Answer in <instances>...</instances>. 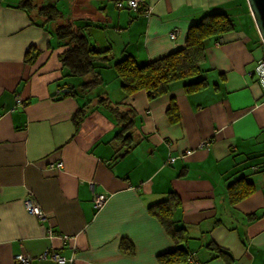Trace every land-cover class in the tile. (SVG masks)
<instances>
[{"label":"crops","instance_id":"1","mask_svg":"<svg viewBox=\"0 0 264 264\" xmlns=\"http://www.w3.org/2000/svg\"><path fill=\"white\" fill-rule=\"evenodd\" d=\"M40 1L56 5L66 21L100 25L86 29L89 42L138 64L182 48L189 27L206 14L225 12L236 29L219 45L209 41L207 85L195 93L175 83L155 101L145 92L125 99L114 71H101L110 100L137 115L135 146L114 161L120 126L94 109L74 127L81 101L52 100L66 74L58 59L64 47L30 24L20 0H0V264H16L17 254L31 264H159L175 245L148 209L170 192L180 199L173 219L187 231L194 262L227 264L207 247L215 245L230 264H264V96L251 74L263 52L245 0H145L142 13L118 9L120 0ZM31 47L40 53L26 63ZM172 97L180 115L174 125L166 118ZM58 161L62 168H52ZM233 183L251 193L232 206ZM95 195L107 199L100 211L92 207ZM28 199L43 219L26 212ZM122 239L132 254L122 252Z\"/></svg>","mask_w":264,"mask_h":264},{"label":"trees","instance_id":"2","mask_svg":"<svg viewBox=\"0 0 264 264\" xmlns=\"http://www.w3.org/2000/svg\"><path fill=\"white\" fill-rule=\"evenodd\" d=\"M123 1L127 0L117 1L115 6L118 9L129 10ZM119 3L121 6H117ZM146 4L145 0H139L138 13L147 11ZM17 9L26 13L32 26L48 32L61 43L60 47H64L58 59L66 74L57 84L58 92L52 95V100L60 102L72 98L81 101L72 115L74 127L77 128L94 109L104 112L116 122V125L120 126L119 131L112 138V141L118 145L113 156L114 161L130 153L135 146L130 130L136 125L137 115L132 107L110 100L104 90L101 71L105 69L114 71L125 99L136 93L145 92L150 101H155L168 95L175 83H182L185 93H195L207 85L206 71L202 65L206 59V46L209 41L217 43L224 34L236 29L234 20L227 13L217 11L206 14L189 27L182 48L158 60L138 64L132 56L128 55L114 59L111 48L97 50L89 42L85 31L90 26L91 28L101 26L90 21H66L64 14L53 3H44L40 0H20ZM49 25L56 26L53 32L49 30ZM259 47L264 56L261 43ZM39 53L40 51L34 47L29 48L25 62L32 63ZM64 89L69 91L63 93ZM85 96L88 102L82 103ZM22 104V100L20 103L16 102V105ZM90 105L94 106L89 108ZM166 118L172 125L179 121L180 115L174 97L170 98ZM235 183L228 186L229 202L232 206L251 193V189L245 187L239 190V186H235ZM180 203L178 196L170 192L164 200L154 203L148 209L175 245L173 251L157 257L159 264H185L189 256L193 258V254L187 249L189 241L187 231L175 226L173 219V214L179 208ZM248 218L253 220L255 215L248 216ZM207 247L227 264L232 262L231 256L225 250L215 245ZM120 248L124 254L133 253V245L128 240L122 239Z\"/></svg>","mask_w":264,"mask_h":264},{"label":"built area","instance_id":"3","mask_svg":"<svg viewBox=\"0 0 264 264\" xmlns=\"http://www.w3.org/2000/svg\"><path fill=\"white\" fill-rule=\"evenodd\" d=\"M127 2H128V5L130 7H132L133 9L137 8L138 4H139V0H127ZM117 6H121V4L119 3V4H117ZM170 38L173 39L174 35L171 34ZM254 72H255L256 77L258 78L260 87L264 93V57L257 62V65L255 67ZM20 101L21 100L19 98H18V100H16L17 103H20ZM189 153H190V151H189ZM173 161H174V159H171L170 163H172ZM59 163H60V165L58 166ZM55 167H57V168L62 167V163L58 162L57 164H55ZM102 198H103V196H97L94 198L93 202H95L94 207L96 208V210L101 208L100 204L103 203ZM25 209L34 215L36 214L37 217L43 218V214L40 212V210L37 208V206L29 199L26 200V202H25ZM45 257H47L46 253H44V255H41L39 258L42 259ZM51 258L58 261V262L65 261V258L60 257L58 255H54V254L51 255ZM187 261L191 262L193 264H199L197 262H194L193 258H191L190 256H189V258H187ZM14 262L16 264H31V258H29L28 256H26L24 254H17L14 256Z\"/></svg>","mask_w":264,"mask_h":264},{"label":"water","instance_id":"4","mask_svg":"<svg viewBox=\"0 0 264 264\" xmlns=\"http://www.w3.org/2000/svg\"><path fill=\"white\" fill-rule=\"evenodd\" d=\"M247 2L257 33L264 46V0H247ZM68 91V89H64L62 92Z\"/></svg>","mask_w":264,"mask_h":264},{"label":"bare ground","instance_id":"5","mask_svg":"<svg viewBox=\"0 0 264 264\" xmlns=\"http://www.w3.org/2000/svg\"><path fill=\"white\" fill-rule=\"evenodd\" d=\"M123 2H125V4L128 6V8H129V10H131V11H134V12H136V13H138V7L137 8H135V9H133L132 7H130L129 5H128V2L127 1H123ZM245 2H246V4H247V6H248V2H247V0H245ZM146 8H147V11L146 12H148V9H149V7H148V4H146ZM248 10H249V7H248ZM249 13H250V15H251V12H250V10H249ZM210 14V13H209ZM251 18H252V15H251ZM252 20H253V18H252ZM254 22V21H253ZM195 24V23H194ZM255 25V24H254ZM256 28V27H255ZM171 34H173L174 35V38L173 39H175V37H176V32H172V33H170V35ZM258 38H259V35H258ZM259 41H260V43H261V40H260V38H259ZM221 43V40H219L218 42H217V44L219 45ZM262 44V43H261ZM259 48H261V47H259ZM262 48H264V46L262 45ZM264 56L262 55V57L260 58V59H262ZM260 59H258L257 61H256V63H255V65H254V69H253V71H252V73L251 74H253L255 77H256V75H255V72H254V70H255V67H256V65H257V62L260 60ZM256 80H257V83H258V85L260 86V84H259V81H258V78L256 77ZM261 88V87H260ZM261 92H262V96H264V93H263V91H262V89H261ZM189 151L190 150H187L186 151V153L185 154H188L189 153ZM190 153H191V151H190ZM189 153V154H190ZM61 162V161H60ZM55 164H57V163H55ZM55 164L54 165H51V167L52 168H57V167H55ZM60 165V163L58 164V166ZM63 166V165H62ZM60 168H62V167H60ZM57 169H59V168H57ZM97 196H102V195H95L94 196V198L95 197H97ZM94 198H93V201H94ZM106 201H107V199L106 198H102V202L103 203H101L100 204V207L101 208H99V209H97L98 211H100L104 206H105V203H106ZM26 202V201H25ZM25 202H24V206H25ZM37 206V205H36ZM37 208L40 210V212L43 214V217H45V214H44V212L37 206ZM188 262V261H187ZM189 263H191V262H189ZM193 264V263H192Z\"/></svg>","mask_w":264,"mask_h":264},{"label":"rangeland","instance_id":"6","mask_svg":"<svg viewBox=\"0 0 264 264\" xmlns=\"http://www.w3.org/2000/svg\"><path fill=\"white\" fill-rule=\"evenodd\" d=\"M250 17H251V15H250ZM243 19H244V17H242ZM245 20V19H244ZM16 100H18V97H16ZM58 162H60V161H58ZM57 162V163H58ZM62 163V162H61ZM94 204H95V202H93L92 203V207H93V209H96L95 207H94ZM24 208H25V206H24ZM26 210V209H25ZM26 212L30 215V216H33V217H36V218H38V219H43V218H39V217H37L36 216V214L34 215V214H32V213H30L28 210H26Z\"/></svg>","mask_w":264,"mask_h":264}]
</instances>
